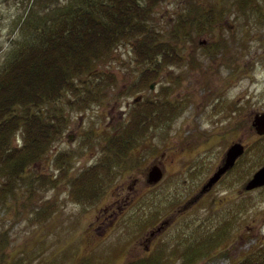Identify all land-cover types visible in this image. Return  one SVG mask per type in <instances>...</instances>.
I'll use <instances>...</instances> for the list:
<instances>
[{"label": "rangeland", "instance_id": "rangeland-1", "mask_svg": "<svg viewBox=\"0 0 264 264\" xmlns=\"http://www.w3.org/2000/svg\"><path fill=\"white\" fill-rule=\"evenodd\" d=\"M31 2L0 0V61L25 40L20 21ZM185 3L136 0L134 18L166 29ZM204 4L223 5L228 18L214 12L210 32L194 34L213 45H191L190 67L174 53H184L181 38L156 46L152 60L129 38L91 68L72 70L77 92L84 78H114L97 91L86 83L95 94L83 98L61 86L71 106L53 99L66 116L60 135L24 166L27 191L12 188L0 200V264H264V186L244 189L264 161V134L252 125L264 109V0L243 9L237 0ZM158 30L151 46L167 38ZM14 131L9 145L21 148ZM235 140L246 143L242 155L199 192ZM154 160L163 174L152 183L145 176Z\"/></svg>", "mask_w": 264, "mask_h": 264}, {"label": "trees", "instance_id": "trees-1", "mask_svg": "<svg viewBox=\"0 0 264 264\" xmlns=\"http://www.w3.org/2000/svg\"><path fill=\"white\" fill-rule=\"evenodd\" d=\"M135 2L32 0L28 5L20 21L22 31L27 33L25 40L16 50H8L9 56L5 55L0 61V128L3 132L0 173L7 175L0 182V200L12 188L24 186L27 191L24 166L40 157L46 148L44 139L49 144L60 135L61 121L66 116L54 100L59 97L71 106L73 100L67 102L60 92L61 86L79 90L80 85L71 82L72 70L91 68L100 57H109L111 45L123 37L135 36L130 29L135 19ZM138 45L142 46L144 54L138 50L137 55L142 54V60L151 59V47L147 43ZM98 83V80L93 82V88L99 89L101 84ZM85 87L82 85L81 92L77 93L95 94L87 93L86 89L92 90ZM52 100L51 108L44 105ZM26 127L34 133L25 136ZM15 129H19L23 137L21 148L9 145ZM29 138L32 142H26ZM9 173L13 176L9 177Z\"/></svg>", "mask_w": 264, "mask_h": 264}, {"label": "water", "instance_id": "water-1", "mask_svg": "<svg viewBox=\"0 0 264 264\" xmlns=\"http://www.w3.org/2000/svg\"><path fill=\"white\" fill-rule=\"evenodd\" d=\"M254 125L257 131H264V113L256 116ZM242 151L243 145L240 143V141H235L230 144L229 147L226 149L223 164L220 165L214 171V173L207 179V181L203 184L201 191L207 189V187L211 185L217 179V177L233 163L235 158ZM161 174V169L158 166H151L149 171L147 172V181L155 182L159 179ZM261 183H264V163L247 180L245 186L246 188H248Z\"/></svg>", "mask_w": 264, "mask_h": 264}, {"label": "flooded vegetation", "instance_id": "flooded-vegetation-1", "mask_svg": "<svg viewBox=\"0 0 264 264\" xmlns=\"http://www.w3.org/2000/svg\"><path fill=\"white\" fill-rule=\"evenodd\" d=\"M188 1L190 3L189 4L190 22H191V25L196 26L198 24V21H197L198 18H201L203 16V10L201 7L198 6L197 0H188ZM246 1L248 3V0ZM200 27L202 28L203 25L201 24ZM186 45H187L185 48L186 54H190L191 45L192 46L196 45V39H194V35L191 32L186 36ZM187 58L189 59L188 66L190 67V61L192 60V58L190 56H187Z\"/></svg>", "mask_w": 264, "mask_h": 264}]
</instances>
